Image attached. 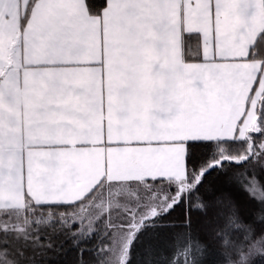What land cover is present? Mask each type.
I'll list each match as a JSON object with an SVG mask.
<instances>
[{"label": "snow or ice", "instance_id": "obj_1", "mask_svg": "<svg viewBox=\"0 0 264 264\" xmlns=\"http://www.w3.org/2000/svg\"><path fill=\"white\" fill-rule=\"evenodd\" d=\"M0 264H264V0H0Z\"/></svg>", "mask_w": 264, "mask_h": 264}, {"label": "trees", "instance_id": "obj_2", "mask_svg": "<svg viewBox=\"0 0 264 264\" xmlns=\"http://www.w3.org/2000/svg\"><path fill=\"white\" fill-rule=\"evenodd\" d=\"M51 255V254H50Z\"/></svg>", "mask_w": 264, "mask_h": 264}]
</instances>
